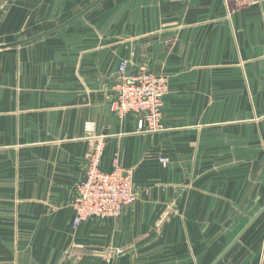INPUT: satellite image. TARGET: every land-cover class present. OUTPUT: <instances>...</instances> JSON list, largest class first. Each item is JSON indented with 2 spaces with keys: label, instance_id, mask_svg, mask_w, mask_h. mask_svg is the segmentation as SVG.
Here are the masks:
<instances>
[{
  "label": "crops",
  "instance_id": "1",
  "mask_svg": "<svg viewBox=\"0 0 264 264\" xmlns=\"http://www.w3.org/2000/svg\"><path fill=\"white\" fill-rule=\"evenodd\" d=\"M94 1L0 0V45ZM123 59L169 79L162 130L112 111ZM99 143L137 201L72 230ZM263 206L264 0H107L0 50V264H213ZM219 264H264V214Z\"/></svg>",
  "mask_w": 264,
  "mask_h": 264
},
{
  "label": "built area",
  "instance_id": "2",
  "mask_svg": "<svg viewBox=\"0 0 264 264\" xmlns=\"http://www.w3.org/2000/svg\"><path fill=\"white\" fill-rule=\"evenodd\" d=\"M130 63L123 59L118 67L111 109L120 119L138 118L141 132L162 130V113L169 92V79L150 71L129 72ZM104 146L99 143L89 155L83 181L71 202L72 227L78 228L88 220L115 219L137 201L134 173L121 164L118 156L110 161L109 169L102 167ZM167 164L168 158H158ZM123 255L124 250H118Z\"/></svg>",
  "mask_w": 264,
  "mask_h": 264
},
{
  "label": "water",
  "instance_id": "3",
  "mask_svg": "<svg viewBox=\"0 0 264 264\" xmlns=\"http://www.w3.org/2000/svg\"><path fill=\"white\" fill-rule=\"evenodd\" d=\"M107 0H96L93 4H91L90 6H88L85 10H83L82 12H80L79 14H77L76 16H74L73 18H71L70 20H68L67 22H65L64 24L49 30L45 33H42L38 36H35L33 38H29V39H23L20 40L18 42H16L15 44H9V45H0V50H4V49H8V48H12V47H19L28 43H31L37 39L52 35L56 32H59L61 30H63L64 28L70 26L71 24H73L74 22H76L77 20L83 18L85 15H87L89 12H91L93 9H95L96 7H98L99 5H101L103 2H105ZM264 214V206L255 214V216L253 218L250 219V221L248 222V224L245 226V228L238 234V236L230 243V245L224 250V252L214 261L213 264H219L223 258L230 252V250L237 244V242L244 236V234L255 224V222Z\"/></svg>",
  "mask_w": 264,
  "mask_h": 264
},
{
  "label": "rangeland",
  "instance_id": "4",
  "mask_svg": "<svg viewBox=\"0 0 264 264\" xmlns=\"http://www.w3.org/2000/svg\"><path fill=\"white\" fill-rule=\"evenodd\" d=\"M91 1V0H90ZM96 1V0H95ZM94 1V2H95ZM93 2V1H92ZM221 5V4H220ZM223 5V4H222ZM228 5L230 6V7H233V8H235L236 6H237V4H236V2H232V1H229V3H228ZM241 5H243V4H241ZM245 6H246V8L249 6L248 4H247V2L244 4ZM231 17V19H235V15H232V16H230ZM246 18L245 19H251L252 18V15H246L245 16ZM60 26V25H59ZM23 40V39H22ZM228 50H229V52H230V54H236V48L234 47H229L228 48ZM249 55V54H248ZM235 63H230V66L231 65H234ZM219 71V70H218ZM228 71H229V73L231 74V71H232V69L230 68V69H228ZM234 71V70H233ZM234 77H231V79H229V80H225V79H214L213 80V83H215L214 84V86H235L236 85V82H237V80H236V77H235V75H233ZM238 81H240V80H238ZM163 117H164V112L162 113V120H163ZM10 194L9 193H5V196H9ZM80 227V226H79ZM78 227V228H79ZM71 228H72V230H77L78 228H73L72 227V225H71Z\"/></svg>",
  "mask_w": 264,
  "mask_h": 264
}]
</instances>
